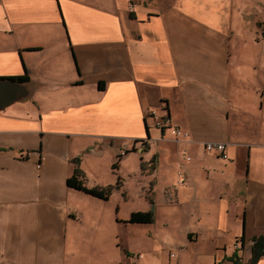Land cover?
I'll return each instance as SVG.
<instances>
[{
    "label": "crops",
    "instance_id": "1",
    "mask_svg": "<svg viewBox=\"0 0 264 264\" xmlns=\"http://www.w3.org/2000/svg\"><path fill=\"white\" fill-rule=\"evenodd\" d=\"M214 3L0 0V76L25 68L29 89L0 109V264H183L190 241L202 244L195 264H250L264 236V23L245 37L246 3L234 20V0ZM148 108L188 136L154 127ZM105 152L118 163L103 181ZM74 156L85 185H119L105 199L67 186ZM130 179L147 205L120 217L111 195ZM156 198L181 238L165 253L156 240L126 248L114 225L141 223L127 221L135 211L152 222Z\"/></svg>",
    "mask_w": 264,
    "mask_h": 264
},
{
    "label": "rangeland",
    "instance_id": "2",
    "mask_svg": "<svg viewBox=\"0 0 264 264\" xmlns=\"http://www.w3.org/2000/svg\"><path fill=\"white\" fill-rule=\"evenodd\" d=\"M235 3H229L226 8L233 9L232 12V20H234L237 16H242V10H241V4H243L245 1L247 8H245V16H246V28H245V37H252L255 34L254 26L251 24V20L254 21L257 28H262V24L264 23V0H234ZM214 5L217 6L218 3H221L223 6L225 5V2L227 0H214ZM245 3L243 5H245ZM228 14V12H226ZM236 13V14H234ZM241 18V17H240ZM217 19V18H216ZM227 19V18H226ZM226 24V23H225ZM231 25H229V28ZM234 27V26H232ZM258 34V31H257ZM247 52L250 54L249 57H247ZM257 54V48L250 45V47H244V59L243 63L244 65H247V62L250 65L255 64V57ZM254 59V60H251ZM125 151V150H124ZM130 151V150H129ZM128 151V152H129ZM106 152L101 156L100 159V172L101 175L99 176L101 180L105 181V179H108L111 176V171L109 168L110 163V157L106 156ZM128 167L131 166V164L134 163V158L129 156L125 162ZM125 165V164H124ZM126 165V169H128ZM110 171V172H109ZM124 189L125 197L121 198L119 190H115L112 195L111 199L115 200V198H118V208H117V215L120 217L122 215H127L129 210L132 208H141L145 205H147L146 199H144L143 194L140 189V185L137 183V181L130 179L125 184L121 186L120 189ZM156 205H158L155 216L152 222L150 223H117L114 225L113 228H118V237L117 241L121 243L123 246H125L128 249H131L133 251H138L141 248L148 247L150 245V242L153 240L158 241V243L161 246V250L163 253L169 248H171V241L167 239L168 236H172L173 238H181L178 228H180L179 222L177 220V217L175 213L173 212H166L163 207L160 206L161 202L158 198L155 200ZM90 231L87 230V234L85 232L80 233L77 235L76 239L81 240L79 243L80 246H83L84 244L90 243ZM185 246V245H184ZM185 249L182 250L180 254V259L183 262V264H195L196 263V254L201 251L202 244L198 241H190L187 246L184 247ZM90 248H88L89 254L93 252H90Z\"/></svg>",
    "mask_w": 264,
    "mask_h": 264
},
{
    "label": "trees",
    "instance_id": "3",
    "mask_svg": "<svg viewBox=\"0 0 264 264\" xmlns=\"http://www.w3.org/2000/svg\"><path fill=\"white\" fill-rule=\"evenodd\" d=\"M0 77H8L19 81L28 80V76L25 68H23L22 74L15 76H0ZM97 85L98 87H102V82L99 81ZM129 149L133 150L134 147L131 146ZM70 161L72 163V169L70 174L65 178V184L69 187L83 191L95 197L105 199L108 196L110 190L113 187H117L119 185V180L118 178H116L113 184H107L103 186L100 185L87 186L83 181V174L78 166L79 158L77 156H74L70 159ZM117 163H118V155L116 154L110 163V167L112 168V170H114L117 167ZM150 220H151V214L149 212H141V211L132 212L129 218L127 219V221L130 222H141V223L148 222ZM262 256H264V236H258L257 238L254 239V242L251 245V259L249 263L253 264L256 259H258L259 257L261 258Z\"/></svg>",
    "mask_w": 264,
    "mask_h": 264
},
{
    "label": "water",
    "instance_id": "4",
    "mask_svg": "<svg viewBox=\"0 0 264 264\" xmlns=\"http://www.w3.org/2000/svg\"><path fill=\"white\" fill-rule=\"evenodd\" d=\"M26 81L0 77V109L15 100L28 97L29 89Z\"/></svg>",
    "mask_w": 264,
    "mask_h": 264
},
{
    "label": "built area",
    "instance_id": "5",
    "mask_svg": "<svg viewBox=\"0 0 264 264\" xmlns=\"http://www.w3.org/2000/svg\"><path fill=\"white\" fill-rule=\"evenodd\" d=\"M145 115L149 118L150 123L161 130H167L170 134L175 138H182V128L181 126L174 125L169 121V117L166 113H160L155 108H148L145 111ZM174 255V251L170 250L168 252V256L172 257ZM174 264V263H168Z\"/></svg>",
    "mask_w": 264,
    "mask_h": 264
},
{
    "label": "bare ground",
    "instance_id": "6",
    "mask_svg": "<svg viewBox=\"0 0 264 264\" xmlns=\"http://www.w3.org/2000/svg\"><path fill=\"white\" fill-rule=\"evenodd\" d=\"M187 136H188V131L185 129H182V138H185ZM204 148L207 151L216 152L221 157H226L225 145L223 142L209 141V142L204 143ZM187 159H189V157H187Z\"/></svg>",
    "mask_w": 264,
    "mask_h": 264
}]
</instances>
